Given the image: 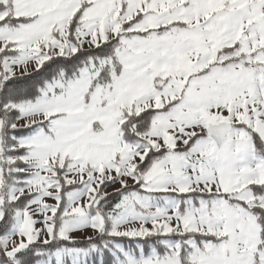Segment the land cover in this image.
<instances>
[{"label": "snow or ice", "instance_id": "snow-or-ice-1", "mask_svg": "<svg viewBox=\"0 0 264 264\" xmlns=\"http://www.w3.org/2000/svg\"><path fill=\"white\" fill-rule=\"evenodd\" d=\"M0 264H264V0H0Z\"/></svg>", "mask_w": 264, "mask_h": 264}]
</instances>
